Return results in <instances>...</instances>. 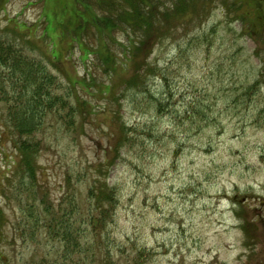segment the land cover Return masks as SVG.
Masks as SVG:
<instances>
[{
    "label": "rangeland",
    "instance_id": "1",
    "mask_svg": "<svg viewBox=\"0 0 264 264\" xmlns=\"http://www.w3.org/2000/svg\"><path fill=\"white\" fill-rule=\"evenodd\" d=\"M61 4H0V42L44 62L73 104L87 101L73 126L58 121L40 136L46 146L37 174L55 206L73 190L87 196L96 181L116 190L113 219L96 234L90 226L82 245L102 257L110 252L114 264H264V42L257 56V39L245 37L216 3L188 36L180 31L156 47L150 61L157 72L145 87L127 88L133 69L122 66L121 53L134 36L127 28L106 33L113 50L106 65L98 31L85 32L82 46L73 10ZM186 22L174 29L185 30ZM108 85L114 92L106 94ZM17 160L0 106V206L10 264H22L34 248L20 241L30 219L17 201ZM46 235L43 229L44 241ZM62 247L49 238L39 259L54 260Z\"/></svg>",
    "mask_w": 264,
    "mask_h": 264
},
{
    "label": "trees",
    "instance_id": "2",
    "mask_svg": "<svg viewBox=\"0 0 264 264\" xmlns=\"http://www.w3.org/2000/svg\"><path fill=\"white\" fill-rule=\"evenodd\" d=\"M8 1L0 0V4L5 6ZM64 1L67 0H60L61 8L72 9L71 14L77 19L74 23L69 21L75 37L78 35L81 40L85 32L98 31L103 42L99 54L106 65L112 62L113 55V50L104 44L106 33L112 36L115 31L127 28L134 36H128L131 46H123L121 53L125 61L122 66L133 69L131 77L125 79L127 88L134 84L138 88L140 85L145 87L149 72L150 75L157 72L150 61L156 47L180 31L188 36L194 26H201L208 19L212 5L216 3L224 7L228 18L242 25L244 36L257 39L259 50L256 55L263 53L264 0H70L63 5ZM187 19L190 22H186L185 30L174 29L180 20ZM44 36L49 37L47 28ZM207 40L205 37L195 42ZM60 85L63 93L59 92ZM114 89L113 85L106 86V94ZM86 102L77 99L73 104L72 96L65 93L58 77L44 62L28 56L21 47L0 42V106L18 157L15 163L21 188L17 201L21 212L30 219L21 225L20 241L23 245L34 246L29 259L22 264H114L110 252L102 257L94 251L93 245H82L81 240L90 226L96 234L99 224L104 225L113 219L118 201L116 190L109 187L106 180L96 181L88 188L87 196L73 190L55 206L41 184H37L38 160L46 146L45 137L40 136L54 128L58 121L64 126H73L76 114L81 109L86 111ZM31 197L35 198L34 203H30ZM5 226V213L0 206V264H10L5 248L12 244ZM43 229L47 230L46 241L41 238ZM49 238L59 239L63 245L61 252L57 250L59 257L48 260L49 254H46L39 259V253L47 247Z\"/></svg>",
    "mask_w": 264,
    "mask_h": 264
}]
</instances>
